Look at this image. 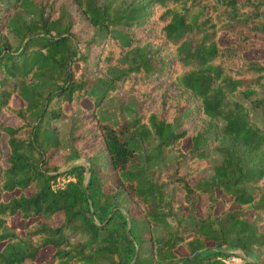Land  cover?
<instances>
[{
    "label": "trees",
    "instance_id": "obj_1",
    "mask_svg": "<svg viewBox=\"0 0 264 264\" xmlns=\"http://www.w3.org/2000/svg\"><path fill=\"white\" fill-rule=\"evenodd\" d=\"M72 1L99 46L92 59L79 53L65 6L52 15L51 0H0V264H226L235 249L252 260L256 250L264 254V63L240 48L264 35V0ZM223 30L236 44L218 43ZM122 87L137 108L133 119L114 122L103 102ZM242 100L260 112L257 122ZM64 104L91 115L85 125H96L118 192L100 191L92 169L84 188L82 165L66 171L74 180L53 187L59 174L48 173L45 154L59 144L54 121L73 115ZM185 111L197 116L195 128L178 131ZM151 137L155 145L139 156ZM210 144L219 162L190 183ZM164 149L171 167L153 180L147 164ZM167 183L181 200L164 191ZM122 192L138 211L130 220L118 207ZM217 192L238 207L214 215ZM200 194L207 213L195 217ZM59 213V225L45 221ZM15 215L41 220L22 232Z\"/></svg>",
    "mask_w": 264,
    "mask_h": 264
},
{
    "label": "rangeland",
    "instance_id": "obj_2",
    "mask_svg": "<svg viewBox=\"0 0 264 264\" xmlns=\"http://www.w3.org/2000/svg\"><path fill=\"white\" fill-rule=\"evenodd\" d=\"M53 3L52 15L57 13L59 6L63 5L74 17V25L72 26V32L75 34L78 41L79 53L88 54L89 58H93V54L97 51L99 46L92 45L91 39L93 31L89 27L88 23L82 18L77 10V7L73 4L72 0H51ZM149 38V37H148ZM13 41V40H12ZM149 48L153 50L154 44H152V38H149ZM218 43L220 45L236 44V36L229 33L228 31H221L218 36ZM15 45V42L13 41ZM243 52L244 58L247 59H261L264 63V35H256L251 42L242 44L240 46ZM98 52V51H97ZM108 98L104 99L102 111L103 116L108 119L117 122L119 120L129 121L133 119L137 104L134 101L132 90L127 88H119L113 90L108 94ZM243 101V100H242ZM244 105L248 108L249 118L252 122H257L260 118V112L254 109L248 102L243 101ZM19 104L18 100L15 101V105ZM63 109L66 112L73 114L67 117L66 120L54 121L52 126H56L59 130L60 140L56 147L49 148L45 154L46 167L48 168L49 174H59L58 177L52 181L53 187H61L66 182L74 180L70 174H66L69 168L74 165H82L84 167V173L82 177V186L86 188L89 178L92 174L95 176L96 185L100 191L105 193L118 192L119 185L117 178L115 177L114 171L111 166L110 158L105 150L103 143L98 135H95V126L91 121L90 125H85V122L89 121L91 115L88 112H84L76 105V110L72 105L64 104ZM197 116L194 111L183 112L179 118L178 131L181 130H193L196 125ZM3 122L9 125H17L18 119L15 117H4ZM156 143L154 137L149 138L147 142H141L139 156L141 152L153 147ZM139 144V145H140ZM212 144H210V147ZM215 144L212 148H207L206 157H204V166L197 170L192 176L188 178L190 183H194L200 180L202 177L208 176L212 173V167L216 165L220 160V155L214 149ZM181 148L185 151L189 148V142L183 141ZM6 151V148H4ZM173 153L167 149L163 150L162 156L158 161H152L148 163V167L151 170V176L153 180H156L160 174L167 171L171 167V161ZM89 168V172L87 169ZM189 168V163L184 162V165L180 169L183 174ZM31 189L27 190L30 193ZM164 191L169 194L175 202H178L182 198V191L175 187L171 183H167ZM18 192V190H17ZM10 194H5L7 198ZM218 201L215 203L213 210L214 215L224 213L225 211L237 208L238 205L232 202L231 197H228L220 192H217ZM117 203L118 207L122 209V212L126 215L127 219L130 216H136L138 214L137 209L132 206L125 193H121L118 196ZM206 197L204 194H200L199 199L195 204L196 211L192 214L195 217H203L207 213L206 211ZM192 212V211H190ZM246 215L252 220V211H246ZM62 215L56 214L53 217L48 218L47 221L51 225L57 226L61 222ZM179 218V215H177ZM41 218L35 217L29 220L19 218V215H15L11 222L13 227L19 228L22 232L32 222H39ZM130 220V219H129ZM174 220V217H171ZM177 220V219H176ZM184 229L188 230V222L183 221ZM129 226V224H128ZM263 230V228H262ZM157 236L163 237L165 232L162 228L157 230ZM76 238H79L77 236ZM75 241V238L72 239ZM48 252L42 257H39V262L45 261L49 258L52 253V249H47ZM179 255L185 256L187 253L182 247L176 248ZM233 254L227 256L224 259L226 264H246L247 261H253L256 264H262L264 254L256 250V259L252 260L242 250L235 249L232 251Z\"/></svg>",
    "mask_w": 264,
    "mask_h": 264
},
{
    "label": "water",
    "instance_id": "obj_3",
    "mask_svg": "<svg viewBox=\"0 0 264 264\" xmlns=\"http://www.w3.org/2000/svg\"><path fill=\"white\" fill-rule=\"evenodd\" d=\"M87 171L89 172V168L87 169Z\"/></svg>",
    "mask_w": 264,
    "mask_h": 264
}]
</instances>
